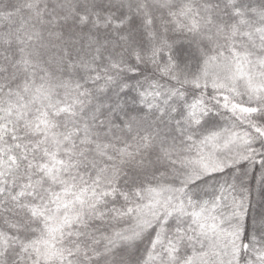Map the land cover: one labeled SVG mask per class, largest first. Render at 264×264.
<instances>
[{
    "label": "snow or ice",
    "instance_id": "6c2138e0",
    "mask_svg": "<svg viewBox=\"0 0 264 264\" xmlns=\"http://www.w3.org/2000/svg\"><path fill=\"white\" fill-rule=\"evenodd\" d=\"M0 264H264V0H0Z\"/></svg>",
    "mask_w": 264,
    "mask_h": 264
}]
</instances>
